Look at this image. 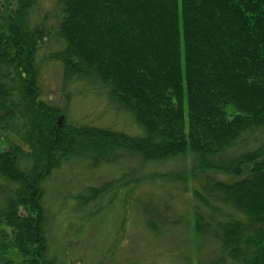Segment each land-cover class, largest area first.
Masks as SVG:
<instances>
[{
	"label": "trees",
	"instance_id": "1",
	"mask_svg": "<svg viewBox=\"0 0 264 264\" xmlns=\"http://www.w3.org/2000/svg\"><path fill=\"white\" fill-rule=\"evenodd\" d=\"M43 1L0 0V133L18 142L0 151V264H69L50 245L47 180L71 160L127 158L137 165L115 188L68 202L99 210L111 190L175 185L232 207L216 240L230 260L264 264V0ZM47 41L64 107L42 98ZM84 86L102 96L91 118L112 126L66 120Z\"/></svg>",
	"mask_w": 264,
	"mask_h": 264
},
{
	"label": "rangeland",
	"instance_id": "2",
	"mask_svg": "<svg viewBox=\"0 0 264 264\" xmlns=\"http://www.w3.org/2000/svg\"><path fill=\"white\" fill-rule=\"evenodd\" d=\"M52 3L53 0H44L42 6L49 7ZM41 15V12H34L32 26L39 24ZM46 16L49 21L51 15ZM46 44L42 48L45 57L42 53L39 55L42 60L38 56L42 98L52 105L64 107L60 67L46 60L49 41ZM79 91L72 94L70 105L66 107V120L112 126L114 118L106 113L91 118L101 109L97 102L102 101V96L90 86ZM93 107L99 108L94 112ZM17 143L11 135L0 133V151ZM69 162L55 169L45 185V208L52 220L50 245L57 258L69 264H216L222 258L225 264H241L230 260L215 238V233L222 232L220 227L238 218L232 207L222 206L214 200H209L205 206L190 192L157 182V187L140 185L135 189L136 185H133L122 188L119 193L111 190L102 202L100 200L102 207L99 210H91L90 206L76 210L77 203L68 202L71 198H87L89 188L100 189L107 185L111 188L112 184L115 188L121 172H127L137 164L129 158L106 167L74 160ZM172 167L168 164L149 166L148 169L166 172ZM131 189H134L132 193L124 195L123 192ZM198 222L200 229L194 232ZM222 230L224 233L225 228ZM9 235L10 229L0 226V237Z\"/></svg>",
	"mask_w": 264,
	"mask_h": 264
}]
</instances>
